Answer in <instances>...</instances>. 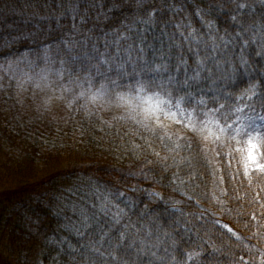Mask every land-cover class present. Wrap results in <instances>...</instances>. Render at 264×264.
<instances>
[{
	"label": "trees",
	"instance_id": "obj_1",
	"mask_svg": "<svg viewBox=\"0 0 264 264\" xmlns=\"http://www.w3.org/2000/svg\"><path fill=\"white\" fill-rule=\"evenodd\" d=\"M170 2L177 6L180 4V0ZM62 3L63 0H0V53L8 54L7 57L0 56V264H91L98 261L95 253L82 247L87 237L82 240L75 232L82 222L81 212L91 215L92 206L98 205L109 192H123L133 200L143 198V193H133L129 189L146 188L148 183L151 191L159 193L169 205L181 209L191 221L188 226L193 228V233L189 241L181 242L183 253H202L189 260L181 251L173 252L169 248L170 255L164 264H243V261L262 264L264 176L249 173L246 177L243 174L245 153L234 146L239 144L240 138L227 139L223 142L224 147H220L219 142L212 143L209 150L197 135L171 132V129L156 126L153 121L150 126L156 129V134L144 132L131 119L135 115L132 107L115 99L89 102L91 92H95L103 81L90 86L84 80L88 73L75 70L71 76L67 72L58 75L62 66L55 47L47 52L42 47L53 40L58 43L62 38L70 43L75 35L70 32L71 18L61 16L65 11L60 7ZM103 3L105 11L112 8L113 3L118 5L110 13L113 20L103 25L105 31L119 28L116 21L132 24L137 15L145 18L144 14H137L135 0H103ZM187 3L186 14L192 27L199 29L201 34L206 29L194 14L196 11H209L211 14L208 15L204 11L200 13L205 21H215L222 30L229 28L231 31L224 21L236 14L237 4H244L241 15L264 31V4L260 0H187ZM57 17L60 18L59 28ZM136 27L142 26L137 24ZM91 35L100 36L99 28ZM84 38L83 32L75 35L77 41ZM92 42L88 41L89 50ZM96 43L102 44V41L97 40ZM150 56L148 53V58ZM59 57H67L64 45H60ZM248 59L252 62L253 58L249 56ZM254 67L264 73V61L257 59ZM251 75L250 82L239 76L226 89L233 98L221 99L219 103L230 108H244L245 104L257 103L255 98L248 100L244 95L250 83H260L259 73ZM201 87L206 89L209 84L202 83ZM260 87L264 90V83H260ZM117 91L128 94L127 88ZM80 92H85V97L69 108L68 102ZM140 95L147 99L148 94ZM204 98L209 99L208 96ZM145 100H133L132 105H138L137 110L145 108ZM181 103L191 111L193 104ZM209 107L215 105L210 103ZM250 114L245 109L237 115L243 118ZM207 116L223 123L219 116L211 113ZM197 118L202 120L205 116ZM186 140L193 141L191 152L184 147L176 148V144L184 145ZM197 145L205 149L207 162L198 154ZM170 149L177 160L192 158V170L184 166L179 172L185 180L194 176L193 182L181 185L180 191L164 187L171 175L161 180L164 174L159 170L149 172L152 166L145 162L155 159L153 151L165 156L169 155ZM218 152L221 155L218 156ZM255 154L259 162L264 163V142L259 143ZM142 172L150 178L143 179ZM230 174L236 178L230 180ZM220 176L224 177L223 183H220ZM153 179L161 180V183H153ZM193 184L199 187H193ZM144 205L156 212L164 210L163 205L158 207L147 199L143 200L141 210ZM120 207L124 205L120 204ZM225 208L230 209V213L224 212ZM171 215L173 219H183L179 213ZM136 219L132 217L133 221ZM213 219L227 224L236 236L213 226L209 222ZM99 220L107 230L102 216ZM165 228L167 230V223ZM88 231L93 234L98 231L96 224L92 223ZM42 233L39 250L33 253ZM213 248L217 251L213 252ZM116 254L119 256V252ZM157 254L164 255V252L161 250ZM172 255L175 261L171 260ZM106 264L113 262L109 258Z\"/></svg>",
	"mask_w": 264,
	"mask_h": 264
},
{
	"label": "snow or ice",
	"instance_id": "obj_2",
	"mask_svg": "<svg viewBox=\"0 0 264 264\" xmlns=\"http://www.w3.org/2000/svg\"><path fill=\"white\" fill-rule=\"evenodd\" d=\"M260 3L264 4V0H260ZM134 6L137 13H144L145 18L137 15L132 24L116 21L119 28L112 27L105 31L103 25L113 20L110 13L113 8L118 7L117 4L113 3L112 8L105 11L103 0H63L60 7H64L65 11L61 12V16L71 18L70 32L75 35L83 32L85 38L77 41L73 35L70 43L62 38L58 43L53 40L51 44L42 45L45 52L55 47L58 62L62 66L58 75L62 76L64 72H67L71 76L75 70L88 73L84 76V80L90 86L95 82L103 81L95 92H91V87L89 88L91 92L88 97L89 102L95 103L97 100L107 102L115 99L129 105L135 112L131 119L144 132L151 135L156 134V129L150 126V122L155 121L157 126L162 128L163 125L159 123L161 117L175 115L170 105L178 106L181 102L193 104L191 111L184 110L186 114L181 115L177 120V123H184V126L193 134L204 132L206 129V125L197 127V117L207 116L209 113L219 116L223 123L221 124L219 119L214 122L216 132L212 134L213 142H219V146L224 147L221 136H226L229 140L240 138L238 142L244 141L248 146L243 174L246 177L249 173H259L264 176V163H260L255 154L259 143L264 142V90L260 87V83H264V73H260L259 69L254 67L257 59L264 61V31H260L258 25L249 23L241 15L245 5L237 4L236 14L224 21L230 26L231 31L229 28L222 30L215 21H205L200 13L204 11L205 15H208L211 14L209 11H196L194 14L206 29L202 34L199 29L192 27L191 20L186 14L187 0H180L179 6L170 0H159L158 3L156 0H135ZM219 18L223 19V17ZM41 19H49V17H41ZM56 19L59 28L61 27L60 18ZM126 20L127 17H125ZM89 24L91 27H87ZM137 24L142 27L137 28ZM97 28L101 35L93 37L91 33ZM97 40L102 41V44H97ZM88 41H93L90 50ZM60 45H64L66 58L59 57ZM250 47L253 48L252 51L249 50ZM148 53H151L150 58ZM7 55V53H0V56L7 57ZM249 56L253 58L252 62L249 61ZM189 60L192 61L191 64ZM64 65L68 67L65 68ZM252 73L260 74V83H250L244 95L248 100L255 98L257 103L245 104L244 108H230L226 104L219 103L221 99L233 98L226 89L234 84L239 76L246 77L250 82L253 78ZM205 82L209 84L206 89L201 87V84ZM124 88L128 89V94L117 91ZM131 93L136 95L133 96ZM141 93L149 94L146 102L154 104L153 109L139 108L137 110L139 106L132 105L133 100H145ZM180 93L184 95L179 96ZM85 95V92H80L68 102L67 106L73 107ZM198 96L200 99H197ZM205 96L209 99H205ZM235 99L239 100L241 97ZM210 103L215 107H209ZM245 109L251 114L243 118L237 115ZM199 123L204 124L203 121ZM143 138L141 136V139ZM159 138L164 139V137ZM168 139L171 138L168 137ZM202 139L207 140L208 137L204 136ZM180 147L191 152L193 141L186 140L184 145L176 144V148ZM197 147L198 154L207 162V157L204 155L205 149L199 148V145ZM172 151L170 149L169 155L165 156L153 151L152 155L155 159L145 162L152 166L148 169L149 172L159 170L164 174L161 180L171 175V179L163 185L164 187H172L173 190L180 191L181 185L193 182L194 176L185 180L179 172L184 166L192 170V158L182 157L177 160L175 155H172ZM217 155L221 153L218 152ZM169 160L171 163H168ZM173 169L177 171L173 172ZM141 175L143 179L150 178L144 172ZM211 175L215 174L211 173ZM235 178L229 175L230 180ZM161 180L153 179V183H161ZM219 180L223 183L224 177L220 176ZM193 187H199V185L193 184ZM129 191L143 193V198L138 197L133 200L125 196L123 192H109L98 205L92 206L91 215L86 211L81 212L82 222L75 228V232L82 240L87 237L82 247L91 250L99 258L91 264H106L109 258L113 264H145V261L147 264H154V262L164 264L170 255L169 248L173 252L181 251L189 260L202 254L183 253L181 242L191 239L190 234L193 233V228L188 226L191 221L186 218V214L182 213L181 209L169 205L159 193L149 189L133 187ZM224 194L227 195L226 192ZM110 197L118 203L113 202ZM144 199L158 207L163 205L164 210L162 212H156L155 209L149 210L147 205H144L141 210ZM187 199L191 201L192 197L187 196ZM120 204L124 207H120ZM197 206H199L198 203ZM223 211L230 213L231 210L225 208ZM173 212L179 213L183 219H173L171 215ZM193 215L196 214L193 213ZM101 216L107 223V230L99 220ZM133 216L137 217L135 221L132 220ZM196 218L200 219V216ZM252 219L255 220L256 216L253 215ZM90 221L95 223L98 229L94 234L88 231L92 226ZM209 222L236 236L232 228L227 224H221L218 219ZM165 223H167V230ZM237 239H239L238 236ZM102 248L105 250L102 251ZM161 250L164 255L157 254ZM215 251L217 249L213 248V252ZM175 259L172 255L171 260L175 261ZM240 259L243 261V257ZM243 264L248 262L243 261Z\"/></svg>",
	"mask_w": 264,
	"mask_h": 264
},
{
	"label": "rangeland",
	"instance_id": "obj_3",
	"mask_svg": "<svg viewBox=\"0 0 264 264\" xmlns=\"http://www.w3.org/2000/svg\"><path fill=\"white\" fill-rule=\"evenodd\" d=\"M138 14H143L142 12L138 13ZM171 108V111L173 113H175V115H168V116H162L159 123L162 124L163 126H168V127H171V128H177L178 129H184L182 131H186V132H189L191 131L189 128L185 127L184 126V123H177V120L180 119L181 115L183 114H186L185 111L180 108L179 106H169ZM145 108H148V109H153L154 108V104H147V106ZM165 111H167V109H165ZM157 115H159V113H157ZM203 125L201 126H197L198 128L200 127H203ZM216 132V127H212L210 124H207L206 126V129L204 132H201V133H198V135L201 137H204V136H207L208 139L207 140H204L205 144L209 147L210 146V142L213 141L214 137H213V133ZM222 138V137H221ZM146 189H151V185L150 183H148L146 185ZM44 234L42 233L37 241H39L38 243L35 244V247L33 249V253H35L36 251L39 250V245H40V241L41 239L43 238ZM34 259V256L32 257Z\"/></svg>",
	"mask_w": 264,
	"mask_h": 264
}]
</instances>
